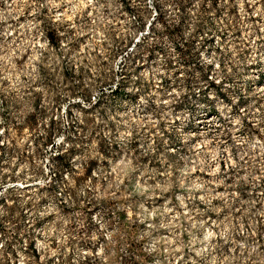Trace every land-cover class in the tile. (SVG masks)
I'll list each match as a JSON object with an SVG mask.
<instances>
[{"label":"rangeland","instance_id":"rangeland-1","mask_svg":"<svg viewBox=\"0 0 264 264\" xmlns=\"http://www.w3.org/2000/svg\"><path fill=\"white\" fill-rule=\"evenodd\" d=\"M176 31L264 72V0H0V264H264V92L193 125Z\"/></svg>","mask_w":264,"mask_h":264},{"label":"built area","instance_id":"built-area-1","mask_svg":"<svg viewBox=\"0 0 264 264\" xmlns=\"http://www.w3.org/2000/svg\"><path fill=\"white\" fill-rule=\"evenodd\" d=\"M172 39L174 42L172 60L160 57L161 50L155 49L161 64L173 68L174 79L201 84L191 87L192 94L203 106L194 116L193 125L216 124L213 117L219 118L223 109L228 110L232 105L240 104L238 110L242 112L247 105L261 97L260 93L264 92V72L256 67L254 62L248 60L240 66L237 89L229 94L226 91L229 72L226 71L230 70V67L219 58H214L211 49L213 39L207 32L198 33L191 36L190 40H186L184 35L176 31ZM206 86L207 89L204 90L203 87ZM2 130L3 128H0V132ZM7 187L8 184L1 185L0 194Z\"/></svg>","mask_w":264,"mask_h":264}]
</instances>
